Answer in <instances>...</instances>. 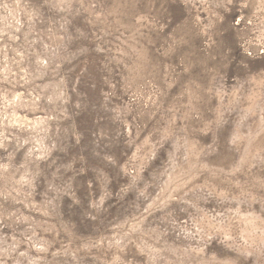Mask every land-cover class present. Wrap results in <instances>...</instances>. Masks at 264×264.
Returning <instances> with one entry per match:
<instances>
[{"label":"rangeland","instance_id":"rangeland-1","mask_svg":"<svg viewBox=\"0 0 264 264\" xmlns=\"http://www.w3.org/2000/svg\"><path fill=\"white\" fill-rule=\"evenodd\" d=\"M0 264H264V0H0Z\"/></svg>","mask_w":264,"mask_h":264}]
</instances>
